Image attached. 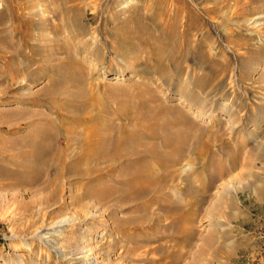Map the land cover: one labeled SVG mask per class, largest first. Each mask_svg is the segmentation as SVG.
<instances>
[{
    "label": "rangeland",
    "instance_id": "obj_1",
    "mask_svg": "<svg viewBox=\"0 0 264 264\" xmlns=\"http://www.w3.org/2000/svg\"><path fill=\"white\" fill-rule=\"evenodd\" d=\"M166 1L73 0L79 8L62 10L61 0H0L1 9L19 6L23 20L34 21L31 48L7 49L16 61L0 59V151L35 123H59L40 30L82 44L77 59L98 87L91 98L107 105L114 123L130 124L117 115L121 106L160 107L149 121L185 139L173 171L154 169L162 187L132 201L116 198L117 172L102 167L95 178L111 187L104 198L72 199L95 174L64 173L59 193L43 202L52 186L35 191L44 179L25 195L0 187V264H264V0ZM158 21L173 23L176 35L167 44L143 41L164 39ZM53 24L65 32L52 33Z\"/></svg>",
    "mask_w": 264,
    "mask_h": 264
},
{
    "label": "bare ground",
    "instance_id": "obj_2",
    "mask_svg": "<svg viewBox=\"0 0 264 264\" xmlns=\"http://www.w3.org/2000/svg\"><path fill=\"white\" fill-rule=\"evenodd\" d=\"M61 1L60 9L62 10L79 8L76 5L74 6L73 3L68 4V2L73 0ZM165 2L167 1L165 0ZM33 4L31 3V5ZM31 5L30 9L32 11ZM8 6L7 8L4 7V9L0 8V59L12 62L13 60L16 61L17 58H13L14 53L12 52L10 55L7 54L9 50H20L24 47H30L32 42L30 29L34 26V21L31 18L23 20L24 17L19 11V6L17 7L13 4ZM206 8L208 9V7ZM60 9L58 10L60 11ZM214 10L208 9L207 14ZM194 13L196 12L191 9L190 15L192 16ZM196 15L198 16L197 13ZM152 17L151 13L146 12L145 18L151 19ZM13 20L19 22V24L14 26ZM45 20L46 18L40 20L41 28H43L42 25ZM66 20L68 23L72 21L69 18ZM20 24H25V28H22ZM152 24L161 34H165V37L164 39H156L157 41L155 39L143 40L147 43L159 41V43L167 44L170 41L169 36L176 33V26L173 23L167 22L164 25L158 21ZM51 28L52 33L57 35L65 32L62 26L58 24H53ZM141 28L142 26L138 29ZM38 33V43L41 44L42 53L47 58L46 62L51 61L49 62L50 64L47 63L46 73L42 71L51 80L48 91L53 95H57L60 99L53 107L58 113L59 123H54L53 121L42 125L35 123L32 126L33 130L31 129L28 135L20 140H8L7 147L5 146L6 149L1 147L4 151H0V180H2L0 181V187L8 189L19 188L20 193L25 195L33 191L31 188L34 184L44 179L41 182V188L39 186V189L34 190L35 192H40L52 186L50 192L39 198V201L43 202L49 201L59 193L61 187L60 176H63L64 173L75 174V177L86 178V180H90L92 174H95L93 178L97 182L90 186L81 182L79 188L83 190V193L72 195V199L76 202L79 200L80 195L104 198L111 192V187H104L97 177L95 178L96 175L101 174L103 168L106 172L110 171V174L117 172V175L111 177V179L116 183V187L113 190L116 191L118 200L131 199L132 201L141 195L144 197L145 193L151 190L155 191V188H161L162 176L157 174L154 169L158 166L165 172L174 170V165L182 160L181 158L185 154L183 148V145H185L184 133L180 130H174L175 128L171 129L169 124L162 123V126H160L162 121L158 120L157 123L149 121L152 113L162 112L160 107L143 110L134 102L127 109L125 106H121V111L117 114L123 118L126 116L130 124L125 126L122 123H114L113 117L109 115L107 105L95 98H91L92 95H96L98 87L93 83L87 82L86 76L84 77L85 66L81 65L77 59L76 55L85 50L82 44L79 42L73 48L67 43L59 42L58 39L47 36L42 30ZM66 36L68 38L75 37L71 33ZM33 48L35 49V46ZM40 51L42 50L40 49ZM36 52L38 51L36 50ZM62 53H65V56H61ZM22 55L24 54L22 53ZM34 60L36 59L34 58ZM91 66L93 67V64ZM71 87H74L76 91L71 90ZM193 123L187 124L192 128L194 127ZM80 125H84V132L78 130ZM144 138L153 141L146 140L147 143H144ZM156 139H158L157 142H154ZM72 144H75L76 148L72 147ZM154 160L155 162H153ZM100 164L103 165L100 166ZM113 190L112 194L114 193ZM161 199L160 197H155L153 202L158 203ZM33 202L35 201L32 200L23 204V206L28 208Z\"/></svg>",
    "mask_w": 264,
    "mask_h": 264
}]
</instances>
